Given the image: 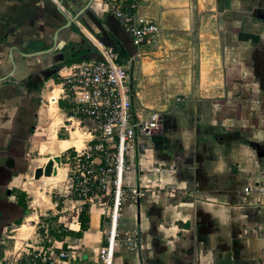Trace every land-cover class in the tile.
Masks as SVG:
<instances>
[{
	"label": "crops",
	"instance_id": "crops-1",
	"mask_svg": "<svg viewBox=\"0 0 264 264\" xmlns=\"http://www.w3.org/2000/svg\"><path fill=\"white\" fill-rule=\"evenodd\" d=\"M109 1L0 0V258L5 248L35 243L30 230L46 222L30 214L26 186L48 158L32 166L31 154L82 146L72 130L57 137L58 110L66 115L70 106L51 94L62 68L100 58V41L122 65L134 61L133 104L161 115L124 176L145 191L137 202L124 200L119 223L138 247H119L112 264H264V0H141L140 15L160 33L138 48ZM146 46L155 49L140 52ZM45 96L51 123L37 135ZM55 168L56 176L39 180L61 183L64 167ZM89 206L73 203L63 224L72 234L55 250L73 255L59 264H100L105 217Z\"/></svg>",
	"mask_w": 264,
	"mask_h": 264
},
{
	"label": "built area",
	"instance_id": "built-area-1",
	"mask_svg": "<svg viewBox=\"0 0 264 264\" xmlns=\"http://www.w3.org/2000/svg\"><path fill=\"white\" fill-rule=\"evenodd\" d=\"M140 2L110 0L106 5L137 48L155 43L160 33L153 21L140 15ZM95 45L99 59L81 60L61 69L57 99L66 101L70 106L69 119L76 120L89 136L81 150L74 148V154L66 157L69 203L96 205L102 211L105 243L98 250V260L100 264H112L119 247H138L139 239L119 232V223L124 200L137 202L145 196V191L127 186L124 176L140 140L159 129L161 115L133 104L129 66L119 62V54L114 49L100 41ZM132 63V59L128 60V65ZM35 235L39 236L36 231ZM41 240L23 241L17 248L15 245L12 249L5 248L0 264H59L73 255L64 251L56 254L59 242L56 239L47 247Z\"/></svg>",
	"mask_w": 264,
	"mask_h": 264
},
{
	"label": "rangeland",
	"instance_id": "rangeland-1",
	"mask_svg": "<svg viewBox=\"0 0 264 264\" xmlns=\"http://www.w3.org/2000/svg\"><path fill=\"white\" fill-rule=\"evenodd\" d=\"M171 43L174 45L173 49L176 48L178 43H173V42H171ZM159 44L160 43H158L157 45H159ZM146 49L142 48V49H140V52L151 51V50L155 49V47L150 48V47L146 46ZM177 56L182 57L183 55L178 54ZM166 60L170 66H174V67L181 66L182 61H183L182 58H180L179 60L173 59L172 60L173 62L171 61L172 62L171 63V62H169L170 59L168 57H166ZM121 63H126L125 59ZM173 63H176V64L174 65ZM129 68H130V73H132L131 88L133 89L135 87V81H136L135 80V73H134L135 65L132 66V64H131ZM55 90L51 94V96L58 97V95H57L58 90H56V91ZM46 93H45V95H46ZM46 96L43 99H41L42 103H43L42 108L44 111L45 118H44L43 126H41V130L40 129L36 130L37 135H38V133H40L42 131V129H47L49 124L51 123V119L46 114V107L48 105V101H47ZM62 105H64V104H62ZM58 114H60V117L62 118V124H64V125L62 127H60L59 131H57V137L58 138H68L69 137V130H72V132H75V133L74 134L70 133V137L73 139H76V140H81L82 146H83V141L85 139L89 138V136L87 134L84 135L86 132L84 130H82V128L80 126L77 127V124L75 122L72 125V121L68 120L70 118V113L67 112V114L64 115V113H62L58 110ZM74 121H76V120H74ZM71 125H72V127H71ZM37 135H35V137H34L35 141L37 139H39L37 137ZM82 146L80 148H77V149L80 150L82 148ZM69 154H74V148H71V149H69V151L64 152L63 154L59 155L61 157V165L64 167L63 169L65 171L64 176H63V181L61 183L53 186L52 184L46 185V183H44L41 180H34L33 179L34 181H31V184L26 186L28 188V192L31 196L29 198V201L32 202V206H33L30 209V214L32 216H37V215L40 216V214H41V218H43V219L45 218L46 222H48V220L50 221L48 224H46L45 221L43 222L41 220L36 225V228H32L30 230L33 232V230L36 229L35 230L36 234L39 235L38 237L35 235L36 240H39V238L42 239L41 243H42V245H45V246H50V244L53 242L54 239H56L57 241L62 240L63 237L66 236L65 233L70 232V230H71V229H69L70 227H64V225H63L64 223L65 224L69 223V221L71 220V214L73 212H75V209L71 208L73 206V204L69 203L70 195L68 194V188H67V183H66V179H67L66 174L68 173V169H67L68 167L66 166L67 161H66L65 157ZM40 157H45V158L49 159L50 157H53V156L51 154H44L43 156H39L37 154V152L34 151L31 154L30 164H32V166L39 165L40 163H39V161L37 162L36 159L40 158ZM42 190H45V191H42ZM39 191H40V193H39ZM85 206H86V208L90 207L87 204ZM96 207L98 208V206H96ZM59 218H61L60 222H62V223H60L58 221ZM25 224H27V226H29V227H32L34 225V223H31V222H25ZM46 225H47V228H46ZM44 236H47V238L44 239L43 238ZM21 241L22 240H20L18 242V246H19V243ZM48 241H50V243H48Z\"/></svg>",
	"mask_w": 264,
	"mask_h": 264
},
{
	"label": "water",
	"instance_id": "water-1",
	"mask_svg": "<svg viewBox=\"0 0 264 264\" xmlns=\"http://www.w3.org/2000/svg\"><path fill=\"white\" fill-rule=\"evenodd\" d=\"M55 164L61 166V157L59 155L50 157L44 166L37 167L33 172V179L39 180L41 177L56 175Z\"/></svg>",
	"mask_w": 264,
	"mask_h": 264
},
{
	"label": "trees",
	"instance_id": "trees-1",
	"mask_svg": "<svg viewBox=\"0 0 264 264\" xmlns=\"http://www.w3.org/2000/svg\"><path fill=\"white\" fill-rule=\"evenodd\" d=\"M79 218L81 219V230H84L85 229V226H84V219H83V212L80 213L79 215ZM72 232H66L65 235H71Z\"/></svg>",
	"mask_w": 264,
	"mask_h": 264
},
{
	"label": "bare ground",
	"instance_id": "bare-ground-1",
	"mask_svg": "<svg viewBox=\"0 0 264 264\" xmlns=\"http://www.w3.org/2000/svg\"><path fill=\"white\" fill-rule=\"evenodd\" d=\"M52 100H53V98L50 99V102H51V103H52L53 101H55V100H53V101H52ZM53 103H54V102H53ZM49 111H50V113H51V110H49ZM51 115H52V114H51ZM52 116L55 117L56 115L53 114ZM68 120H70V119H68ZM74 122L77 124V127H78V123H77L76 121L73 120V121H72V124H74ZM83 134H84V133H83ZM84 135H86V134H84ZM83 142H84V141H83ZM83 146H84V144H83ZM83 146H82V148H83ZM82 148H81V149H82ZM75 149H76V148H75ZM81 149H80V150H81ZM76 150H77V149H76ZM58 167H60V166H58ZM55 169H56V168H55ZM56 174H57V170H56ZM52 176H56V175H52ZM50 177H51V176H50ZM45 178H49V177H45Z\"/></svg>",
	"mask_w": 264,
	"mask_h": 264
}]
</instances>
